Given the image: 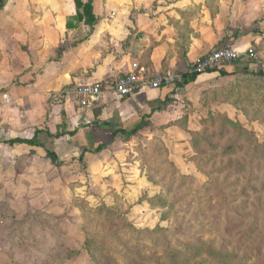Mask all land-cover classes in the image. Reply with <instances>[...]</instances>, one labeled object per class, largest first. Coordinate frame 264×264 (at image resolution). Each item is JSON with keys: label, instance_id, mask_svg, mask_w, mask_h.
Returning <instances> with one entry per match:
<instances>
[{"label": "rangeland", "instance_id": "obj_1", "mask_svg": "<svg viewBox=\"0 0 264 264\" xmlns=\"http://www.w3.org/2000/svg\"><path fill=\"white\" fill-rule=\"evenodd\" d=\"M143 5L154 17V0ZM205 93L100 154L17 172L16 210L0 202V264H264V78Z\"/></svg>", "mask_w": 264, "mask_h": 264}, {"label": "crops", "instance_id": "obj_2", "mask_svg": "<svg viewBox=\"0 0 264 264\" xmlns=\"http://www.w3.org/2000/svg\"><path fill=\"white\" fill-rule=\"evenodd\" d=\"M81 1L92 4L93 25L76 19V0H0V202L14 209L10 190L18 186L17 172L23 178V171L37 174L47 165H63L65 156L97 155L86 150L143 122L150 125L139 132L154 129L162 117L182 114L177 99L202 97L215 84L235 77L200 73L175 90L172 102L160 106L172 88L124 98L110 89L109 84L135 66L172 72L183 80L214 48L253 47L264 58V0H154V17L143 0ZM237 62V70L247 67L244 60ZM258 67L260 71L264 64ZM99 83L102 97L88 105L67 95L71 87ZM184 121L181 116L172 123ZM33 138L38 146L10 143ZM47 150L57 155V162L47 157Z\"/></svg>", "mask_w": 264, "mask_h": 264}, {"label": "built area", "instance_id": "obj_3", "mask_svg": "<svg viewBox=\"0 0 264 264\" xmlns=\"http://www.w3.org/2000/svg\"><path fill=\"white\" fill-rule=\"evenodd\" d=\"M255 55V48L253 47L245 51H239L229 46L218 47L200 59L194 71L204 73L210 69H215L238 60L253 58ZM181 81L182 77L172 72L153 73L144 66H135L132 72L117 77L112 84H109V87L120 98H124L143 90L169 88ZM103 92L104 86L101 83L82 84L69 88L67 95L72 102L85 106L99 100Z\"/></svg>", "mask_w": 264, "mask_h": 264}, {"label": "trees", "instance_id": "obj_4", "mask_svg": "<svg viewBox=\"0 0 264 264\" xmlns=\"http://www.w3.org/2000/svg\"><path fill=\"white\" fill-rule=\"evenodd\" d=\"M76 4L78 7V11H79L76 19L79 21V20H83L84 18H86V22L93 25L95 22V18L92 14V11H93L92 4L91 3L83 4L81 0H76ZM80 10H82V12H80ZM239 64H240L239 62L235 61V62H233V65H231V66L230 65L226 66V64H225V65H222L218 68L210 69V70H208V72L218 71L222 76H234V75L235 76H239V75L250 76L251 75L254 77L264 78V72L262 70H260V71H253L252 70L251 71V69L247 68V67H249L248 64H247V67L246 68L244 67L242 70L241 69L237 70L236 68H234V67H238ZM199 74L200 73L193 71V72L185 75L183 77V80L179 83H176V85H174L173 88L169 87V89H171V88L172 89L169 92L164 93L165 94L164 99L161 100L160 106H164V105H167L168 103L172 102L173 99L171 98V95H173L175 93V90L178 88H185L190 83L194 82ZM169 89H165V90H169ZM159 109H161V107H159ZM225 121H226L225 123L229 124L230 126L234 125L233 121L229 120L228 118H226ZM149 125H150L149 122H143L142 124L138 125L136 128H134L130 131H125V130L116 131L113 134V139L116 136V134H118V133H122L123 135H125L128 138L136 136L140 130L148 127ZM205 139L206 138L202 137V136L201 137L195 136V137H193V142L196 146H199L198 144L203 142V140L205 141ZM112 141H110L108 143L100 144L95 149H92V150L87 149L86 152L98 154L101 151H103L109 144H111ZM10 143L11 144L25 143V144L32 145V146H38L39 145L37 138H33L32 140L17 139L14 141H10ZM47 157L50 158L53 162H57V159H58L57 155L53 151L47 150ZM22 221H27L26 223L30 224L29 221L36 222V221H38V218H37V216L28 217V215H27L26 217H24L22 219ZM78 254H79L78 251L73 250V251H71V255L69 256V258H71L72 256H76Z\"/></svg>", "mask_w": 264, "mask_h": 264}]
</instances>
